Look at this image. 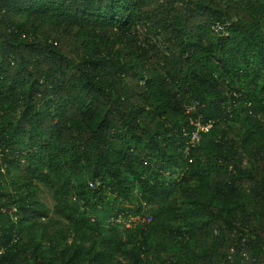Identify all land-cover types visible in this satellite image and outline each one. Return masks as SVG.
<instances>
[{
	"label": "trees",
	"instance_id": "16d2710c",
	"mask_svg": "<svg viewBox=\"0 0 264 264\" xmlns=\"http://www.w3.org/2000/svg\"><path fill=\"white\" fill-rule=\"evenodd\" d=\"M0 252L264 264V0H0Z\"/></svg>",
	"mask_w": 264,
	"mask_h": 264
},
{
	"label": "rangeland",
	"instance_id": "374dc122",
	"mask_svg": "<svg viewBox=\"0 0 264 264\" xmlns=\"http://www.w3.org/2000/svg\"><path fill=\"white\" fill-rule=\"evenodd\" d=\"M41 194V200L49 207L50 212V218H54V213L52 212V207L54 205V200L52 197V194L49 191H46L45 188H43V192ZM145 212H148V209L145 210ZM138 221L142 222V217H133L132 219L126 220L124 223H128L129 226L135 225ZM58 219L55 221V225L58 227Z\"/></svg>",
	"mask_w": 264,
	"mask_h": 264
},
{
	"label": "built area",
	"instance_id": "2783aa9c",
	"mask_svg": "<svg viewBox=\"0 0 264 264\" xmlns=\"http://www.w3.org/2000/svg\"><path fill=\"white\" fill-rule=\"evenodd\" d=\"M222 29H221V27H218L217 26V28H216V32L218 33V32H220ZM198 127L202 130V131H204V132H208L209 131V127H201L200 125H198ZM196 140H198L197 139V135H195L194 137H193V139H192V142H194V141H196ZM2 254V252H0V255Z\"/></svg>",
	"mask_w": 264,
	"mask_h": 264
}]
</instances>
